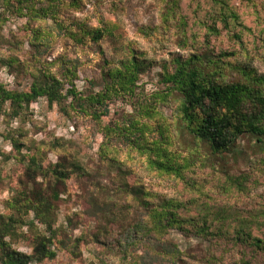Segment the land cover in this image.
Here are the masks:
<instances>
[{
  "label": "rangeland",
  "instance_id": "374dc122",
  "mask_svg": "<svg viewBox=\"0 0 264 264\" xmlns=\"http://www.w3.org/2000/svg\"><path fill=\"white\" fill-rule=\"evenodd\" d=\"M99 30L97 42L88 32ZM195 56L216 62L220 81L245 80L238 66L264 74V0H0V85L30 93L56 80L63 95L19 115L11 101L0 105V215L26 189L60 196L53 220L64 247L33 215L11 240L33 256L36 236L51 238L57 258L30 264H264V254L232 241L240 229L264 238V149L244 136L215 157L185 129L182 95L165 76ZM136 58L135 83L123 88L115 74ZM158 140L189 161L184 181L152 168ZM76 162L83 170L64 182L48 172ZM169 199L182 203L181 217L229 238L157 235L150 214Z\"/></svg>",
  "mask_w": 264,
  "mask_h": 264
},
{
  "label": "trees",
  "instance_id": "16d2710c",
  "mask_svg": "<svg viewBox=\"0 0 264 264\" xmlns=\"http://www.w3.org/2000/svg\"><path fill=\"white\" fill-rule=\"evenodd\" d=\"M20 2L29 3V0H20ZM230 19L238 21L239 17L233 13L230 15ZM224 22L228 27L227 18ZM211 29L213 32H217L215 28ZM88 34L97 42L105 36V32L101 30L90 31ZM235 37L241 40L240 36ZM195 60L196 62L192 59L186 62L178 61L175 72L165 76L167 83L171 84V89L182 95L179 117L188 133L199 143L205 145L215 157L235 151L238 141L244 136L255 139L264 149V74H258L249 66H238V70L244 75L245 80L220 81L218 78L221 75L216 62L208 60V63L213 66L206 67L201 58L195 56ZM125 69L126 73L115 74L117 83L123 88L130 87L135 83L137 72L140 69L137 58L125 65ZM73 96L78 98L76 94ZM42 97L47 98L51 105L62 100L60 84L56 80L36 82L30 93L12 92L0 85V105L5 101H11L17 115L25 106H29ZM95 99L99 103L102 98ZM105 115L106 113L102 112L96 116L100 118ZM163 137L162 135L161 140ZM161 140L154 144L153 153L157 156L151 161L152 168L161 174L174 175L184 181L185 171L190 167L189 161L187 159L179 160L175 153L162 147ZM15 147L18 149L19 144L15 143ZM32 161L36 164L35 158ZM82 170L81 164L76 162L72 164L70 171H65L57 166L48 172L53 175L55 180L64 182L73 171L77 173ZM20 195L9 202L11 212L7 215H0L1 264H30L55 260L57 252L50 248L51 238L37 235L33 256L14 250L11 240L18 236V231L21 228L28 225L26 218L33 215L35 220L46 226L48 233L53 236L61 235L62 240L59 241V244L61 243V246L64 247L63 234L54 228L53 220L56 209L54 201H58L60 196L57 192L49 194V191L40 186L32 190L26 189ZM181 207L182 203L174 199L162 201L150 214L152 231L161 236L168 229L178 228L186 235L194 234V236L206 240L229 238V234H223L220 231L218 233L210 232L206 220L201 224L200 220L181 217L178 214ZM187 225L188 228H186ZM232 241L264 254V238L254 237L244 229H240ZM170 256L172 261L177 262L181 259L182 253L175 248L170 252ZM215 259L213 256L209 261L216 262Z\"/></svg>",
  "mask_w": 264,
  "mask_h": 264
}]
</instances>
